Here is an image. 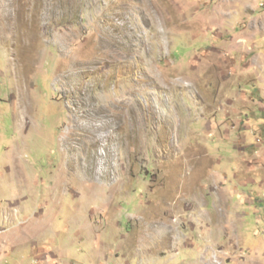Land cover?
I'll use <instances>...</instances> for the list:
<instances>
[{"label":"rangeland","instance_id":"374dc122","mask_svg":"<svg viewBox=\"0 0 264 264\" xmlns=\"http://www.w3.org/2000/svg\"><path fill=\"white\" fill-rule=\"evenodd\" d=\"M0 264H264V0H0Z\"/></svg>","mask_w":264,"mask_h":264},{"label":"bare ground","instance_id":"6f19581e","mask_svg":"<svg viewBox=\"0 0 264 264\" xmlns=\"http://www.w3.org/2000/svg\"><path fill=\"white\" fill-rule=\"evenodd\" d=\"M27 70V69H26ZM96 115V114H95ZM94 119V118H93ZM91 121V120H90Z\"/></svg>","mask_w":264,"mask_h":264}]
</instances>
